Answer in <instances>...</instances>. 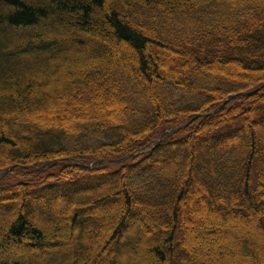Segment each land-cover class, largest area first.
<instances>
[{
	"label": "trees",
	"instance_id": "1",
	"mask_svg": "<svg viewBox=\"0 0 264 264\" xmlns=\"http://www.w3.org/2000/svg\"><path fill=\"white\" fill-rule=\"evenodd\" d=\"M0 33L12 45H0L1 253L22 248L47 255V264H78L74 243L85 223L115 200L121 211L104 227L108 238L94 262L117 264L152 231L159 245H146L147 264L166 256L167 264H191L195 235L205 238L196 230L201 224L205 234L229 239L234 264L262 262L264 0H0ZM66 35L76 47L59 40ZM104 94L107 117L77 110L50 117L38 144L19 135L37 119L34 102ZM119 104L128 107L126 125L117 124ZM197 115L149 153L165 130ZM129 155L137 157L96 163ZM194 198L209 223L198 222L201 211L183 216ZM61 212L68 219L56 221ZM155 213L162 214L157 222ZM221 221L233 227L221 229ZM95 230L86 233L90 242Z\"/></svg>",
	"mask_w": 264,
	"mask_h": 264
},
{
	"label": "rangeland",
	"instance_id": "2",
	"mask_svg": "<svg viewBox=\"0 0 264 264\" xmlns=\"http://www.w3.org/2000/svg\"><path fill=\"white\" fill-rule=\"evenodd\" d=\"M69 37L71 36H68V35L62 36L59 38V40H62L64 44L68 47H76L75 43H72L71 38ZM81 38L83 41L87 40L86 37H81ZM0 45L6 48H8V46L12 47L11 42L5 39L4 35H2L1 33H0ZM77 46H80V45H77ZM152 49L163 59L160 51L157 48L153 47ZM120 52L123 55H127L130 63H132L133 65L135 64L136 58L132 53L127 52V50L122 49V48L120 49ZM236 70L238 69L236 68ZM167 75H168L167 69H163L162 70L163 79H166L168 77ZM84 97L85 96H82V98ZM107 98L108 97L104 94L98 97L97 99H93V98L79 99L78 98V99H75L74 103H69L59 97L55 99H49V100L42 99L41 101L34 102V105H33L34 112L30 116L32 117L36 116L37 119L29 121L27 127L22 128V130H19V135H22V136L29 135L31 136V138H33V141L38 144L40 143L41 139H43V134L47 131L45 129L46 123H52L49 121L50 117H55V116H60V115L69 116L71 113L77 110H81V111L88 110L90 118L92 120L97 119L99 115H105L107 117L108 112L110 110L108 104L111 101ZM116 107H117V113L119 115L117 119V124L126 125L128 122L126 120V114H127V108H128L127 105L119 104V106L117 105ZM18 113L22 117L27 118V115H25L23 111H20ZM65 121L70 125L74 124L71 117L66 118ZM3 124H4V130L8 132L4 121H3ZM201 206H200L198 198L191 199L189 201V208H186L184 210L183 216L188 217L189 219L190 218L188 214L189 211L190 212L191 211H196V212L201 211V214L203 215L201 218H199L198 216L199 218L198 222L209 223L210 217L205 215V212L202 210ZM98 207L99 208L95 209V211L97 212V215L85 223L86 233H88L91 228H94L96 229L95 232H97L98 234L97 237L95 238L94 241L90 242L87 237L88 235L84 233L80 235L79 238L74 243L75 246L73 249V253L81 252V257H82V259L78 261V264H95V262L92 260L95 257L98 258L99 249L104 245V242L108 238V234L104 231V227L105 226L108 227L109 224L112 222L113 218L117 217V215L121 211L120 202L115 201V200H111L106 203H103L101 206H98ZM113 208L114 209L116 208V211ZM205 209L207 210V208L204 207V210ZM152 217L155 220V222H157L162 217V214L155 213L152 215ZM67 221L68 220L64 222H67ZM214 227H216V225H214ZM218 227L221 229H224V228L231 229L233 225L227 224L226 222L221 221L218 224ZM196 230L200 234L205 235V238H203L200 235H195L194 237L195 244H193L191 247H193V250L197 252V255L196 257L191 259V264H201V263H204V264H227V263L234 264L235 263L233 260H231L232 258L231 252L233 251L234 247L230 244L229 239H227L225 236L222 237L219 235L216 236L213 234H205L206 226L204 224L203 225L201 224L200 227H196ZM244 231L245 233H247V235H250L255 240L259 238L257 234L253 232L249 227H245ZM152 234H153L152 231H150V233H147V232L141 233L138 236L137 238L138 241H136L135 245L131 247V249H129L128 251L119 255V257L117 258V264H126V262L128 264L130 260L136 259L140 255L142 258V254L144 253L147 255L149 254L151 256V254L149 253V249L146 247V245L148 244L149 247L152 245H159L158 240L152 239L153 238ZM191 237H193L192 233H191ZM230 237L233 238L235 241L240 240V237L235 234H233ZM211 241H215V245H212ZM60 242L63 243V240L60 239ZM261 245L262 246L260 250L262 251L263 258L260 264H264V238L261 239ZM113 249L117 250L118 244H114ZM47 254L49 256L61 255V253L59 252H51ZM46 256L47 255H45L44 258ZM89 257L91 258V260L88 262ZM0 258L6 259L7 262L15 260V261L23 262L25 264H47L48 262V261H43L44 258L39 257L38 253H31L28 250H24L22 248L18 250H16L15 248L14 251H12L11 253H6V254L3 252L2 253L0 252ZM168 262H169V259H167V256H166L165 262L163 264H167Z\"/></svg>",
	"mask_w": 264,
	"mask_h": 264
},
{
	"label": "bare ground",
	"instance_id": "3",
	"mask_svg": "<svg viewBox=\"0 0 264 264\" xmlns=\"http://www.w3.org/2000/svg\"><path fill=\"white\" fill-rule=\"evenodd\" d=\"M58 219L56 221H63L65 219H68V213L66 212H61V213H57L56 214ZM8 253H11L12 251H14V247L13 249L12 248H9L7 249ZM151 261V256L150 255H147V254H142V258H141V255L136 258V259H132L130 260V262L128 264H147ZM95 264H100L98 262H95ZM127 264V262H126Z\"/></svg>",
	"mask_w": 264,
	"mask_h": 264
},
{
	"label": "water",
	"instance_id": "4",
	"mask_svg": "<svg viewBox=\"0 0 264 264\" xmlns=\"http://www.w3.org/2000/svg\"><path fill=\"white\" fill-rule=\"evenodd\" d=\"M254 92H249V93H245V94H243V96H245V97H248V96H250L251 94H253ZM228 102V100H226L223 104H222V106L220 107V109L226 104ZM209 115H211V114H209ZM195 119H197V117H195V118H193V120H195ZM180 129V128H179ZM179 129H177V130H171V131H168V132H165L164 134H163V136H169V135H172V134H174L175 132H177ZM161 142V138L157 141V145L159 144ZM89 168V167H88Z\"/></svg>",
	"mask_w": 264,
	"mask_h": 264
}]
</instances>
